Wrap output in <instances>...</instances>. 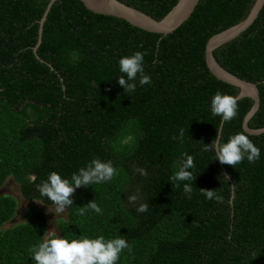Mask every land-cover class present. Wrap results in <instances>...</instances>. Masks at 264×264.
<instances>
[{"label":"trees","instance_id":"16d2710c","mask_svg":"<svg viewBox=\"0 0 264 264\" xmlns=\"http://www.w3.org/2000/svg\"><path fill=\"white\" fill-rule=\"evenodd\" d=\"M50 1L0 0V186L12 176L26 200L51 205L36 188L51 171L70 177L93 157L111 160L116 175L77 188L55 233L123 236L130 248L116 264H264V132L243 128L254 103L249 96L238 99L231 121L211 115L218 89L237 96L240 88L217 78L206 62L208 40L242 21L255 0H199L168 34L96 13L82 0H56L40 36ZM120 1L161 19L179 0ZM135 50L145 53L151 83L125 93L118 60ZM213 54L228 71L257 83L260 106L248 124L264 127V6ZM217 130L222 142L246 132L260 159L233 167L201 151ZM183 152L194 157L191 198L184 182L169 181ZM137 188L142 198L130 203ZM200 188L214 189L223 202L206 199ZM92 199L102 212L80 215ZM139 203L148 211L137 213ZM17 212V198L0 193V264H35L30 249L48 237V214L32 205L24 221L5 228Z\"/></svg>","mask_w":264,"mask_h":264},{"label":"clouds","instance_id":"9594fccd","mask_svg":"<svg viewBox=\"0 0 264 264\" xmlns=\"http://www.w3.org/2000/svg\"><path fill=\"white\" fill-rule=\"evenodd\" d=\"M144 57L143 51L135 50L119 58V72L122 75L117 76V83L125 93H134L138 86L151 83L150 74L145 72ZM77 58L73 56L74 60ZM238 107L236 96L219 89L210 98L211 115L219 116L222 123L231 121L237 115ZM179 138L183 142V129L180 130ZM201 151L213 152L214 158L220 163L233 167L245 158L249 163H253L261 156L260 148L244 131L236 132L222 142L221 133L217 130L211 143L202 144ZM177 165V170L169 177V181L176 182L177 187L180 186V182H184L183 193L186 198H191L194 157L183 152L178 158ZM134 171L143 176L148 174L142 167L134 168ZM116 172L117 169L111 160L93 157L84 166L72 172L70 177H62L57 171H51L46 179L36 185V188L42 197L51 201L50 211L54 215H59L73 205L72 193L77 188L108 182L116 175ZM28 179L31 182L35 177L29 176ZM200 190L206 199L223 202L224 197L214 189L200 188ZM141 198L139 188L127 197L130 203H136ZM89 209L97 214L102 212L98 203L92 199L86 203V206L79 208V214L84 215ZM135 210L137 213H145L148 211V204L139 203ZM126 248H130V244L123 236L105 239L103 235H99L95 238L82 236L78 239H69L50 232L47 238L34 244L30 251L35 264H116L121 252Z\"/></svg>","mask_w":264,"mask_h":264},{"label":"water","instance_id":"95a60500","mask_svg":"<svg viewBox=\"0 0 264 264\" xmlns=\"http://www.w3.org/2000/svg\"><path fill=\"white\" fill-rule=\"evenodd\" d=\"M54 1L56 0L50 1L46 13L41 19L40 36L42 35V25ZM82 1L88 9L96 13L121 17L142 29L162 34H168L184 23L190 17L199 2V0H179L163 18L156 19L146 12L127 5L120 0ZM263 6L264 0H255L248 15L242 21L219 33L214 34L208 40L206 45V62L211 72L217 78L240 88V91L236 96L237 99L249 96L254 100L251 109L246 114L243 121L244 130L250 134H260L264 132V127L250 128L248 124L249 120L253 117L260 106V91L258 85L257 83L243 79L222 67L216 60L213 52L214 49L234 39L241 32L247 29L255 21Z\"/></svg>","mask_w":264,"mask_h":264},{"label":"rangeland","instance_id":"374dc122","mask_svg":"<svg viewBox=\"0 0 264 264\" xmlns=\"http://www.w3.org/2000/svg\"><path fill=\"white\" fill-rule=\"evenodd\" d=\"M0 193H7L15 196L18 200V212L14 218L9 220L4 227H10L15 224H18L22 221H24V212L29 206H36L37 208L44 210L47 212L49 220H50V228H49V233L54 232L57 230L56 228V221L60 217H65L66 216V210L64 213L59 214V215H54L50 209L49 206L51 205H46L40 200H26L20 191V186L17 181L11 176L10 178L7 179V181L0 186Z\"/></svg>","mask_w":264,"mask_h":264}]
</instances>
